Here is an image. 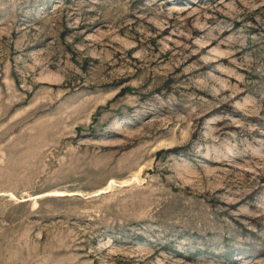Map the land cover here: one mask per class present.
<instances>
[{
	"label": "rangeland",
	"instance_id": "rangeland-1",
	"mask_svg": "<svg viewBox=\"0 0 264 264\" xmlns=\"http://www.w3.org/2000/svg\"><path fill=\"white\" fill-rule=\"evenodd\" d=\"M0 264H264V0H0Z\"/></svg>",
	"mask_w": 264,
	"mask_h": 264
}]
</instances>
